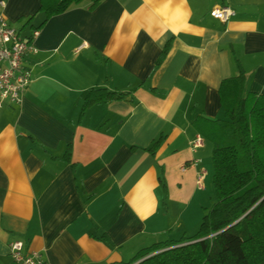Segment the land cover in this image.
Instances as JSON below:
<instances>
[{
	"label": "crops",
	"instance_id": "obj_1",
	"mask_svg": "<svg viewBox=\"0 0 264 264\" xmlns=\"http://www.w3.org/2000/svg\"><path fill=\"white\" fill-rule=\"evenodd\" d=\"M0 1L23 34L39 30L22 105L0 100V264H14L15 241L50 264H126L196 234L214 203L213 146L196 124L223 118L219 88L237 61L244 94L264 92V0H84L44 25L40 0ZM220 6L235 16L212 17ZM93 88L135 92L80 120Z\"/></svg>",
	"mask_w": 264,
	"mask_h": 264
},
{
	"label": "trees",
	"instance_id": "obj_2",
	"mask_svg": "<svg viewBox=\"0 0 264 264\" xmlns=\"http://www.w3.org/2000/svg\"><path fill=\"white\" fill-rule=\"evenodd\" d=\"M44 25L84 0H40ZM91 1L94 10L103 0ZM173 39L164 47L156 65H161ZM222 81L219 88L223 118L202 119L196 125L212 143L214 203L193 236L155 242L140 249L126 264H264V92L244 94L245 72ZM131 91L93 88L85 96L80 120L99 103L132 100ZM197 122V121H196ZM161 135L145 150L156 157L164 142ZM136 150V147H132ZM72 145L63 157L70 162ZM164 190L167 191L164 179ZM82 192H84L82 190ZM108 242H111L106 236ZM112 243V242H111Z\"/></svg>",
	"mask_w": 264,
	"mask_h": 264
},
{
	"label": "built area",
	"instance_id": "obj_3",
	"mask_svg": "<svg viewBox=\"0 0 264 264\" xmlns=\"http://www.w3.org/2000/svg\"><path fill=\"white\" fill-rule=\"evenodd\" d=\"M5 7V2L0 1V8ZM235 10L228 6L215 7L210 15L221 22H228L235 16ZM39 30H33L30 34H23L21 30L9 23L0 11V100L12 105L21 106L24 95L32 82V71L28 59L38 53L36 41ZM192 148H200L203 140L196 136L192 142ZM196 160L193 164H199ZM187 166H183L185 171ZM205 172L197 176V185L202 186ZM10 256L14 264H50L41 252L29 251L22 241L10 244Z\"/></svg>",
	"mask_w": 264,
	"mask_h": 264
},
{
	"label": "water",
	"instance_id": "obj_4",
	"mask_svg": "<svg viewBox=\"0 0 264 264\" xmlns=\"http://www.w3.org/2000/svg\"><path fill=\"white\" fill-rule=\"evenodd\" d=\"M159 252H162V251H159ZM159 252H157V253H159ZM157 253H154V254H157ZM154 254H152V255H150V256H153ZM150 256L145 257V258L141 259L140 261H138V262H136V263H134V264H138V263H140L141 261H143V260L149 258Z\"/></svg>",
	"mask_w": 264,
	"mask_h": 264
},
{
	"label": "rangeland",
	"instance_id": "obj_5",
	"mask_svg": "<svg viewBox=\"0 0 264 264\" xmlns=\"http://www.w3.org/2000/svg\"><path fill=\"white\" fill-rule=\"evenodd\" d=\"M214 201H215V199H214Z\"/></svg>",
	"mask_w": 264,
	"mask_h": 264
}]
</instances>
